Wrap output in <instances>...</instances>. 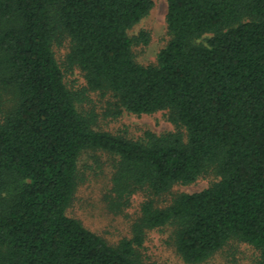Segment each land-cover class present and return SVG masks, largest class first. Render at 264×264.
Segmentation results:
<instances>
[{
  "label": "trees",
  "instance_id": "16d2710c",
  "mask_svg": "<svg viewBox=\"0 0 264 264\" xmlns=\"http://www.w3.org/2000/svg\"><path fill=\"white\" fill-rule=\"evenodd\" d=\"M153 0H0V264H155L149 230L172 227L180 257L209 259L231 240L264 264V0H167L171 39L156 63L136 61L129 30ZM115 114L168 110L176 130L140 139L94 127L64 81L54 44ZM113 156L108 205L139 190L170 191L213 170L219 177L170 204H141L131 237L109 243L68 214L78 163Z\"/></svg>",
  "mask_w": 264,
  "mask_h": 264
},
{
  "label": "rangeland",
  "instance_id": "374dc122",
  "mask_svg": "<svg viewBox=\"0 0 264 264\" xmlns=\"http://www.w3.org/2000/svg\"><path fill=\"white\" fill-rule=\"evenodd\" d=\"M150 12L129 30L131 37L141 32L147 34L148 41L134 42L133 53L137 62L148 65L156 63L158 52L171 39L166 22L167 0H153ZM71 43L68 37L54 44V52L63 73L67 87L78 94V108L94 119V127L134 139L143 137L146 130L156 133L175 131L169 120L168 110L151 114H134L124 111L115 114V98L110 92L91 90L85 73L77 65L69 62ZM78 187L68 208V214L78 218L86 227L115 244L124 237H131L132 223L140 215L141 204L153 200L158 207L171 203L173 197L181 192H196L208 187L219 179L209 170L195 182L176 183L168 192L153 194L147 190L136 191L130 204L120 212H113L108 205V194L112 185L113 156L101 150L85 151L78 163ZM172 227L152 229L147 232L143 253L146 260L155 264L186 263L176 251L172 239ZM259 252L251 245L231 240L209 259L198 264H256Z\"/></svg>",
  "mask_w": 264,
  "mask_h": 264
}]
</instances>
